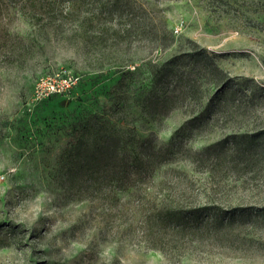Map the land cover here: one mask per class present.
Returning a JSON list of instances; mask_svg holds the SVG:
<instances>
[{
    "label": "rangeland",
    "instance_id": "obj_1",
    "mask_svg": "<svg viewBox=\"0 0 264 264\" xmlns=\"http://www.w3.org/2000/svg\"><path fill=\"white\" fill-rule=\"evenodd\" d=\"M190 41L237 84L235 102L178 139L197 104L181 100L149 122L131 100L129 121L157 136L158 175L121 200L106 181L63 190L26 137L104 100L126 68L139 69L135 92L147 63L191 52ZM56 72L80 81L34 101L37 80ZM232 135L225 153L196 155ZM161 211L191 214L176 226ZM0 264H264V0H0Z\"/></svg>",
    "mask_w": 264,
    "mask_h": 264
},
{
    "label": "trees",
    "instance_id": "obj_2",
    "mask_svg": "<svg viewBox=\"0 0 264 264\" xmlns=\"http://www.w3.org/2000/svg\"><path fill=\"white\" fill-rule=\"evenodd\" d=\"M120 6L114 5L116 10L122 9ZM171 36L174 39L175 36ZM192 46L194 50L186 54L171 56L161 63H147L150 67V77L147 78L149 82L143 83L135 92L131 90L132 83L133 78L139 74V69L126 68L119 78L110 80L104 100L96 97V105L62 112L60 115L54 114L46 118L36 132L26 137L28 143L35 145L36 141L40 142L42 152L48 154L45 162L53 166V177L63 190L66 184L73 189L89 183L97 191L106 181L113 186L110 191L114 199L121 200L120 193L128 198L135 195L147 174L154 177L158 175V170L164 165L162 156L155 152L158 150L153 142L157 136L152 132L148 136L143 134L133 117L129 121L131 100L139 105V112L149 122L165 116L181 100L188 98L197 104L192 117L176 132L175 137L178 139L207 125L222 107L235 102L237 84L227 77L206 49L194 43ZM198 82L200 85L207 84V94L198 92ZM181 83H185V86L179 89ZM254 136L257 138V135ZM228 141L237 144V135L228 136L213 144L214 146L199 149L196 155L210 160L212 156L210 157L209 152L216 147L217 152H214L225 153L227 149L219 147ZM250 141L246 140L247 145ZM176 143L172 141L170 147L178 148ZM57 146L59 149L54 153ZM64 192L69 195L71 190L66 189ZM209 211L212 209L208 207L198 210L208 214ZM159 214L162 221L181 226L191 212L184 214L181 211H161ZM153 217H156V209L143 222L149 225Z\"/></svg>",
    "mask_w": 264,
    "mask_h": 264
},
{
    "label": "built area",
    "instance_id": "obj_3",
    "mask_svg": "<svg viewBox=\"0 0 264 264\" xmlns=\"http://www.w3.org/2000/svg\"><path fill=\"white\" fill-rule=\"evenodd\" d=\"M80 77L68 72H56L53 75L41 76L35 87L34 101L39 102L55 95L69 94L80 81Z\"/></svg>",
    "mask_w": 264,
    "mask_h": 264
}]
</instances>
